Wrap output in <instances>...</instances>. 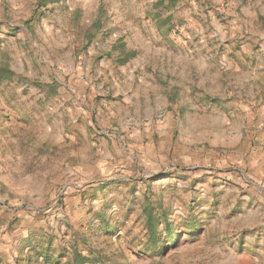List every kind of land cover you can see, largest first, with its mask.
<instances>
[{"label": "rangeland", "instance_id": "obj_1", "mask_svg": "<svg viewBox=\"0 0 264 264\" xmlns=\"http://www.w3.org/2000/svg\"><path fill=\"white\" fill-rule=\"evenodd\" d=\"M0 264H264V0H0Z\"/></svg>", "mask_w": 264, "mask_h": 264}, {"label": "trees", "instance_id": "obj_2", "mask_svg": "<svg viewBox=\"0 0 264 264\" xmlns=\"http://www.w3.org/2000/svg\"><path fill=\"white\" fill-rule=\"evenodd\" d=\"M148 222H149V229L153 232L156 228V225H155V223L152 222L151 216L149 217Z\"/></svg>", "mask_w": 264, "mask_h": 264}]
</instances>
